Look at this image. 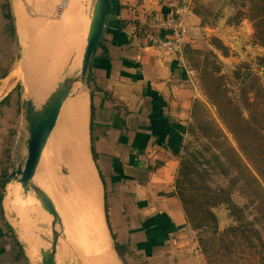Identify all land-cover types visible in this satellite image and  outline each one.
I'll use <instances>...</instances> for the list:
<instances>
[{
  "label": "crops",
  "instance_id": "obj_1",
  "mask_svg": "<svg viewBox=\"0 0 264 264\" xmlns=\"http://www.w3.org/2000/svg\"><path fill=\"white\" fill-rule=\"evenodd\" d=\"M7 6L14 34L20 29L22 43L28 35L21 3L0 0V264H41V251L52 248L55 236L57 264H205L189 252L175 194L196 89L183 52L149 44L141 34L148 15H166L168 7L111 0L87 88L70 89L31 180L52 202L54 216L12 176L28 156L29 96L13 78ZM55 48L61 51L60 41ZM72 97L85 99L83 126Z\"/></svg>",
  "mask_w": 264,
  "mask_h": 264
},
{
  "label": "rangeland",
  "instance_id": "obj_2",
  "mask_svg": "<svg viewBox=\"0 0 264 264\" xmlns=\"http://www.w3.org/2000/svg\"><path fill=\"white\" fill-rule=\"evenodd\" d=\"M17 1L24 7V16L27 19L26 30L28 32L26 40L21 45L19 42L20 31L17 30V34L13 32L12 35L13 78L20 81L22 90L27 88L30 92H33L34 90L42 89L45 93L48 89L52 90L58 82L65 83L67 81L69 83V81L77 80L81 72L82 56L96 0ZM149 1L151 3L157 1L165 4L168 7L166 14L170 12V4L185 8L190 17L188 18V23H190L192 28L189 43L187 42L186 44H191L194 48L207 51L205 56L196 57L195 61L186 60L197 93V96L192 101V105L195 100H199L202 108H199L195 117H192V112H190V118L186 126L193 125V127L186 131L184 148H182L180 155L181 157L190 159L195 165L196 170L200 172V175L193 172L194 179L199 184H202V180L204 179V181L206 180L205 182L214 187L223 185L232 192V198L237 204L249 205L245 194L241 192V189L233 185L232 180L235 173L227 176L221 174L218 163L215 160V155L222 154L221 142L226 144L227 142L221 137H216L214 134L211 137L206 136L202 129V125L206 122H211L221 129L232 146H236L232 135L222 123L216 106L211 103L204 91L200 79V71L196 67V64L214 70L217 75L223 76L228 94L239 103L244 115L248 116L249 110L244 103V96H242L243 88L248 84L251 72H255L260 78L259 81L264 85V67H260L258 64V58L264 57V47L254 42V30L249 19L241 18L239 22L234 19L233 16H235L238 10L235 0ZM147 4L149 3L147 2ZM195 9L202 15L198 16L199 22L196 21L197 23L191 21V17H194L193 10ZM148 16L149 21L156 18L151 14ZM150 16L152 17L150 18ZM81 19L84 20L81 24L82 33L80 34L79 43H76L75 48L72 45V49L69 52L64 49L65 53L62 52L63 50H56V44L60 41L59 38L65 34L64 31L68 28L69 23L77 26L76 23L78 22L79 25ZM14 22L16 23V17L14 18ZM77 27H80V25ZM76 30L74 28L72 32ZM143 32L144 29L141 30L142 37ZM216 39L225 46V52L218 48L219 42ZM59 53L61 58L57 60ZM216 65H219L220 70H215ZM69 78L71 79L69 80ZM88 81L86 75L85 80L80 83L81 92L86 90ZM25 92L29 96L26 90ZM205 169H207V174L204 172ZM245 211V215L250 219H253L256 215L251 206L247 207ZM213 213L216 216L219 231H223L227 227L236 224L227 203L214 207ZM187 227L189 240H185V242L191 248L190 254L200 255L205 264H207L202 246L198 241L200 232L195 230L188 221ZM205 233H203V236Z\"/></svg>",
  "mask_w": 264,
  "mask_h": 264
},
{
  "label": "trees",
  "instance_id": "obj_3",
  "mask_svg": "<svg viewBox=\"0 0 264 264\" xmlns=\"http://www.w3.org/2000/svg\"><path fill=\"white\" fill-rule=\"evenodd\" d=\"M235 2L238 10L234 19L237 22L241 18L249 19L254 30V42L264 47V0ZM193 11L197 17L202 16L196 9ZM5 16L11 20L14 32L9 6ZM218 48L225 52L226 48L222 43H218ZM206 53L207 51L194 48L191 44H186L183 51L184 58L190 61H195L196 57L205 56ZM258 64L264 67V57L258 58ZM196 67L200 71L207 97L216 106L217 113L236 146H232L221 129L213 123L206 122L202 129L206 136L214 134L227 142H221L223 151L222 154L215 155V160L221 174L227 176L235 173L233 185L241 189L249 205L237 204L232 198V192L223 185L214 187L203 178L202 184H199L194 179L193 172L197 175L200 172L190 159L181 155L175 178V194L182 204L188 223L200 232L198 241L207 264H264V85L255 72L249 74L248 84L244 86L242 94L249 110V115L245 116L239 103L228 94L223 76L199 64ZM215 70H220L219 65L215 66ZM200 107L202 108L200 101L195 100L192 117H195ZM192 127L193 125L187 127V131ZM205 170L207 174V169ZM223 203L229 205L236 224L219 231L213 208ZM249 206L256 212L253 219L245 215Z\"/></svg>",
  "mask_w": 264,
  "mask_h": 264
},
{
  "label": "water",
  "instance_id": "obj_4",
  "mask_svg": "<svg viewBox=\"0 0 264 264\" xmlns=\"http://www.w3.org/2000/svg\"><path fill=\"white\" fill-rule=\"evenodd\" d=\"M110 11L111 0H96L81 62L82 69L78 78L80 82L85 80L94 52L101 41ZM19 34V42L21 45L23 42L21 32H19ZM70 83V81L69 83L66 81L63 85L61 82H58L52 90L48 89L45 94L40 97L38 94L26 89L29 94V98L27 99L30 132V138L28 140V156L25 164L16 168L12 173V176L17 175L20 177L19 181L25 191L34 189L37 198L40 201V205L54 216H56V211L52 202L47 197L44 190L32 185L31 180L38 168L48 138L56 125L60 99L61 97H66L71 88ZM66 85L68 86L64 88ZM56 243L57 237L55 236L52 248L50 250L41 251V264H57L55 255Z\"/></svg>",
  "mask_w": 264,
  "mask_h": 264
},
{
  "label": "built area",
  "instance_id": "obj_5",
  "mask_svg": "<svg viewBox=\"0 0 264 264\" xmlns=\"http://www.w3.org/2000/svg\"><path fill=\"white\" fill-rule=\"evenodd\" d=\"M170 12L157 17L144 25L143 38L149 44L161 49L182 53L191 35L192 28L188 23L187 10L173 4Z\"/></svg>",
  "mask_w": 264,
  "mask_h": 264
},
{
  "label": "bare ground",
  "instance_id": "obj_6",
  "mask_svg": "<svg viewBox=\"0 0 264 264\" xmlns=\"http://www.w3.org/2000/svg\"><path fill=\"white\" fill-rule=\"evenodd\" d=\"M74 18H75V17H74ZM77 19H78V18H77ZM73 20H74V19H73ZM82 21H84V20L81 19V23L79 22L80 27H77V26H79V25H78V22L76 23L77 26H76L75 24H70V23H69V25L67 26L68 28L64 31L65 34L63 33L64 35L62 34L63 36L60 38V41H62V43H60V44H61V50H63L62 52H64V53L66 52L64 49H66V50L69 52V51L72 49V47H71L72 45H73L74 48H75L76 43H79V40H80V34L82 33V32H81V31H82V30H81V24H82ZM75 22H76V21H75ZM71 23H74V22H71ZM83 25H84V23H83ZM74 28H75V30L77 29V30H76L77 33H76V31H74L76 34H75L74 32H72V31L74 30ZM66 33H67V34H66ZM84 46H85V45H84ZM59 50H60V49H59ZM84 50H85V47H84ZM60 53H61V52H60ZM60 53H59V55H58L59 57H57L58 59L56 58L57 60H59V59L61 58ZM64 53H63V54H64ZM57 60H55V61H57ZM71 69H72V68H71ZM81 69H82V66H81ZM80 74H81V72H80ZM80 74H79V76H80ZM43 76H44V75H43ZM70 76H71V74H70ZM70 79H71V78H69V80H70ZM79 81H80V80H78V79L75 80V81H72V82L70 83V84H71L70 87L72 88L75 84H77V83H81V82H79ZM67 86H68V85L64 86V88H66ZM71 88H70V89H71ZM70 89H69V91H70ZM69 91H68V93H69ZM70 92H71V91H70ZM68 93H67V95H68ZM67 95H66V97H67ZM81 95H82V94H81ZM81 95H80V96H81ZM74 96H75V95H74ZM78 96H79V95L77 94L75 97L77 98ZM66 97H61V99H60V106H59V109H60L62 103L64 102V100L66 99ZM67 98H69V97H67ZM80 98H82V97H79V100H80ZM84 98H85V96H84ZM69 99H70V98H69ZM77 99H78V98H77ZM67 100H68V99H67ZM67 100H66V101H67ZM73 100L75 101V98L73 99V97H72V101H73ZM79 100H78V102H76V101L74 102V101H73L74 103H72V104L74 105V107H76V108H73V107H72L73 105L71 104V102H70L69 104L72 105V106H71V109L73 108L72 111H74V109H76V111H77V110L79 111V112L77 111V113H76V111H75V113H76V115L79 114V115H78L79 119H77V120H78V121H81L80 119H82L83 117L80 118V115H81V116L83 115L84 117L86 116V115H84V112L86 111V110H85V106H87V105H86V103H85V99H83V100H81V101H79ZM69 101H70V100H68L67 102H69ZM83 101H84V102H83ZM65 104H66V103H65ZM65 104H64V106H62V108L64 107V110H65V108H67V110L69 111L70 108L68 109V107L65 106ZM69 104H67V105L70 107ZM67 110H65V112H66ZM62 111H63V110H62ZM68 111H67V112H68ZM72 111H70V112H71L70 114H73ZM67 112H66V113H67ZM68 113H69V112H68ZM85 114H86V112H85ZM76 115L73 114V116H75V117H76ZM67 116H68V115H67ZM71 116H72V115H71ZM69 118H71V117H69ZM69 120H70V119H69ZM70 121H71V120H70ZM83 122H84V121H83V119H82V121L80 122L81 125L84 124ZM75 123H76V122H75ZM77 123H78V122H77ZM78 124H79V123H78ZM81 125H80V126H81ZM77 126H78V125H77ZM82 126H83V125H82ZM54 127H55V126H54ZM74 128H75V127H74ZM53 129H54V128H53ZM75 129H76V128H75ZM52 131H53V130H52ZM73 131H75V130H73ZM73 131H72V132H73ZM76 133H77V132H76ZM72 135H73V134H72ZM75 135H76V134H75ZM79 135H80V134H79ZM79 135H77V136H79ZM74 137H75V136H74ZM75 139H76V138H75ZM73 141H75V140H73ZM76 143H77V142H76ZM77 144H78V143H77ZM77 147H78V146H77ZM82 149H83V148H82Z\"/></svg>",
  "mask_w": 264,
  "mask_h": 264
}]
</instances>
